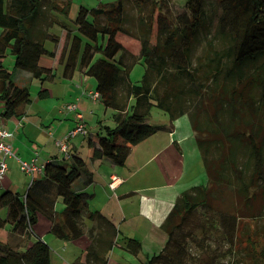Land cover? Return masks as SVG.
I'll list each match as a JSON object with an SVG mask.
<instances>
[{"label":"trees","instance_id":"16d2710c","mask_svg":"<svg viewBox=\"0 0 264 264\" xmlns=\"http://www.w3.org/2000/svg\"><path fill=\"white\" fill-rule=\"evenodd\" d=\"M171 2L132 0L139 13L140 33L129 39L133 35L125 26L126 0L81 5L72 19L74 32L53 17L45 23V31L38 29L42 18L47 20L48 10L69 15L71 0L65 6L56 0H0L2 116L19 117L31 101L30 88L17 85L5 67L7 53L13 56L15 68L31 72L41 82L51 80L52 68L41 66L40 59L55 56L44 43L58 41L47 33L52 22L58 23L69 42L60 56L63 77H71L77 69L93 77L103 107L113 111V125H102L100 133L88 132L87 156L91 160L125 165L133 146L165 129L147 120L154 105L172 121L188 114L208 181L233 187L244 204L260 197L263 211L264 0H183L184 11L176 16L169 13ZM212 16L216 23L211 33ZM203 37H208L205 60L194 63L195 49ZM134 40L140 44L138 58L127 49L136 45ZM137 63L144 66V73L133 83L130 72ZM46 94V88L39 89L40 98ZM69 152V157L45 162L41 180L34 179L22 195L0 191V228L8 225V231L30 238L41 212L50 220L53 235L71 240L84 234L86 219L94 221L98 230L112 233L108 247L112 248L118 230L100 211L88 208L83 193L72 189L84 171L85 159L71 149ZM40 181L46 182L43 194ZM50 186L65 205L60 213L47 196ZM211 187L193 186L181 193L162 223L166 243L145 264H179L183 260L192 236L184 224L198 207L211 206ZM223 219L228 221L224 215ZM234 225L235 216L229 220L230 228ZM124 240L128 253L141 251L138 239ZM247 244L255 256L253 263L264 264V245L256 248L251 238ZM93 255L98 259V253ZM50 258L49 245L40 237L24 249L0 241V264H50Z\"/></svg>","mask_w":264,"mask_h":264},{"label":"crops","instance_id":"0c3cea01","mask_svg":"<svg viewBox=\"0 0 264 264\" xmlns=\"http://www.w3.org/2000/svg\"><path fill=\"white\" fill-rule=\"evenodd\" d=\"M52 12L63 16V14L60 12ZM70 14L71 12L69 13V16L72 17V14ZM65 17L63 20L60 19V21H57L58 23L64 22L68 27ZM58 25L59 27H62L60 24ZM39 26L40 27L38 29L40 32L41 30L45 31V25L41 26L39 24ZM49 27L51 26H48V28ZM52 29L53 28L49 30V34L52 32ZM63 30L66 31L65 29ZM44 46L50 51H55V56L53 58L43 55L40 59L41 66L52 68L54 77L51 80L41 82L40 80L34 78L31 72L15 68L14 59L11 60V64H9V66L5 65V67L12 72L13 80L17 85L28 87L29 84H33V80H37L39 89H47V96L45 98H40L38 96L39 90L35 96L31 95V101L25 106L23 113L17 118H4L2 116L3 103L0 101V126L11 131L12 135L9 137V141L12 145V150L15 156L19 159L27 161L36 158L35 161L38 164H44L50 159L62 158L61 153L55 144V140L62 137L67 131L76 126L79 121H82L85 124L89 133L90 130H93L91 131L93 134L100 133L102 125H113L112 119L111 121H108L107 119L109 116L105 118L106 120L99 117L93 118L94 114H106L107 109L103 107L100 100L93 101L89 97V91L92 89L95 90V83L91 85L92 82L90 76L85 75L82 71L77 69L71 77H63L64 67L60 62L62 50L57 54L56 44L48 39L45 41ZM8 55L10 54L7 53L6 57ZM50 98H55L57 101L49 103ZM71 102H74L77 105V109L75 111L66 109V105ZM77 113H80L82 118L77 117ZM90 124L93 126L92 129H90ZM164 130H167L169 134L157 135L156 132V135L153 134L155 135V139H146L145 142H148V146L153 148V154L151 153L147 155L144 153L145 151L143 149H139L140 154L137 156L138 162L135 164V167H124L125 165H123L121 166L122 168H119L118 165H115L106 159L91 160L87 156V136L89 133L84 136L78 135L70 141V149L72 153L78 154L85 159L84 171L82 172L79 179H77L72 184V189L76 192L83 193L90 210L100 211L102 215H104L114 224L115 229L118 230L115 240H124L125 237H129L130 235L132 236V230L137 231L136 229H132L127 230L126 232L124 230V225L130 224V222L136 219L137 216L141 215V208L139 207L141 206V203H139V200L136 202L133 200L140 196V191H150L151 193L147 195V197L151 198L154 196L152 190L157 189V187L153 189V187L149 186L141 190L138 188V184L133 183L131 180L133 177L137 176L138 173L142 174L141 172L145 169L148 170L145 175L151 177L156 170L164 169L166 164L169 162V154L165 158H159L163 153H169L171 143L170 138H174L176 133L174 131L173 124L165 126V129L160 131L163 132ZM179 139L180 138L172 140V144L180 145L182 139ZM134 150L135 147L132 148L128 158L133 155L132 153ZM180 151H182L181 148ZM143 155L146 157L144 158ZM200 158L202 161L201 153ZM157 160H159V162ZM7 163L8 170L5 174V177L0 181V191L10 190L22 195L28 188V180H31L32 178L30 175L21 171L19 162L15 158L8 159ZM172 169L176 170V166L174 165ZM173 177L175 179L172 181L176 182L173 184L171 182L169 187H175L181 182L179 175L176 173H174ZM40 178L41 174L38 173L34 177V179L41 180ZM111 182H113V186H115V188L109 186ZM39 183L43 184V186L40 187V192L43 194L42 188L44 185H46V182L40 181ZM183 187H185V185ZM50 188L51 190H49L47 196L53 200L54 209L60 213L65 208V205L61 201L60 197L56 195L55 188L53 186H50ZM182 192L183 190H181L179 196ZM179 196H177L175 200H172L170 197L160 200H156L155 198L152 199V202L158 205L157 210L159 211L158 214L153 215L154 220H152L149 225L151 230L150 234L158 235L160 238L161 248L164 246L167 240V233L164 231L162 223L165 221L168 213L172 209ZM1 214L3 216L5 215V209L1 210ZM40 217L47 221V223L44 225L45 233L52 234L50 232V220L41 212L38 213L37 220ZM84 222L85 232L81 237L78 239L64 240L66 242L76 243L84 250V252L79 255L71 264L119 263L116 260L108 258V254H111L112 249L115 247L123 249L124 245H121L118 241L116 242L114 240V243L116 244H113L112 248H108L110 242L113 240L111 239L112 236L110 237L112 233L110 232L107 234L103 230H98L97 224L94 221L84 219ZM138 222L140 221H135V227L142 229V224ZM0 230H2L3 233V235L2 233L0 234V241H8L10 245L16 248L18 247L19 249L28 247L37 237H40L42 240L45 239V236L42 234V232L35 230L33 227V234L30 235V238H25V242L22 241L23 243L19 244L17 239L20 240L21 236L17 233L11 232L10 230L8 231V225L0 228ZM138 235L140 236V234ZM146 235L148 236L149 234ZM33 236L34 240H32ZM53 236L58 238L55 235ZM131 236L130 238H136L141 242L142 248L138 253L140 255L143 250V240H141L139 236ZM120 242L123 243V241ZM153 243H155V241H153ZM93 252L98 253V259L94 258ZM130 255L133 257L136 256L132 254ZM141 256L144 258L142 264H145L147 262L148 255Z\"/></svg>","mask_w":264,"mask_h":264},{"label":"rangeland","instance_id":"374dc122","mask_svg":"<svg viewBox=\"0 0 264 264\" xmlns=\"http://www.w3.org/2000/svg\"><path fill=\"white\" fill-rule=\"evenodd\" d=\"M61 4L60 6H65L66 0H56ZM71 9L70 12L72 17L69 15L66 18V24L74 32L76 26L73 17L76 15L78 8L83 5L86 7H94L100 4V2H110L113 0H71ZM126 28L131 31L132 37L129 36V39L137 37L140 33L139 29V13L134 7L132 0H126ZM184 11V2L183 0H172L169 5V13L172 16H176L179 13ZM70 14V15H71ZM58 15L50 10L47 11V20L39 22L41 26L46 25L48 20L52 17L58 21L63 20L64 17ZM70 17V18H69ZM53 23V22H52ZM47 28V33L51 28L52 32L50 34L58 39L56 44V53L65 49L68 46V40L66 39V31L62 27H59L57 23ZM215 20L213 16L211 17L210 23L208 24V29L211 33L214 31ZM49 34V33H48ZM133 41V40H132ZM136 40H134L135 42ZM208 37H203L198 43L195 49L194 63H198L205 60V48L207 47ZM136 45L130 44L128 50L131 52L135 58L139 56L140 44L138 40L135 43ZM62 52V51H61ZM127 54V53H126ZM199 56V57H198ZM118 57V56H117ZM13 59L12 55H8L5 58V65L9 66L11 60ZM9 68V67H8ZM202 70V68H199ZM144 73V66L141 63L135 64L130 72V79L133 83L139 82ZM91 82L95 83L93 77H90ZM28 87L31 90V95L35 96L39 90L37 80H33V84H29ZM93 90V89H92ZM31 96V97H32ZM57 101L55 98H50L49 103ZM195 101L192 100L191 104H194ZM98 113V112H97ZM113 113L112 110H107L106 114L93 115V118L107 119L111 121L110 114ZM106 116V117H105ZM106 120V119H105ZM153 125H164L169 126L174 125V131L176 133L174 138L171 139L169 153H163L161 158L167 157L169 154V162L166 164L164 169L156 170L153 175L147 176L145 173L147 169L143 170L140 174L132 178V182L138 184L139 189H144L146 187H157V189L152 190L154 196L147 197L151 192L150 191H140L137 198L133 199L134 202L139 200L141 203V215L137 216L136 219L130 222V224L124 225V230L136 229L137 231L132 230V236H139L143 240V250L142 253L136 255L135 257L131 256L124 248L115 247L112 249L111 254H108V258L116 260L122 264H142L144 258L141 255H148V258L154 254L158 255L159 250H161L160 238L158 235H152L149 225L152 220H154L153 215L158 214L157 210L158 205L152 202V199H165L170 197L172 200H175L179 196L181 190L186 191L192 186L205 185L207 187L211 186V198L210 204L211 208L198 207L194 213L187 218L184 227L186 231H191L192 236L189 237L188 242H186V250L184 251L183 260L179 264H231L235 262L243 264H254L253 261L255 256L253 252L248 247V239L251 238L254 241L255 247L258 248L259 245H264V210L262 199L259 197L257 199H252L247 204H244V200H240L237 196L236 190L233 187H226L223 185L212 184L211 181H208L207 175L205 173L204 165L200 158V149L195 139V133L192 129L190 117L188 114H183L175 120H170L169 114L161 109L157 108L156 105L152 106L150 114L147 119ZM93 126L90 124V129ZM93 130H90V132ZM169 133L167 130L163 132L158 131L157 135ZM156 135V134H155ZM155 135L145 138L135 146L133 155L126 160V166H134L138 162L137 156L140 154L139 149H143L147 155L153 154V148L148 146V142H145L146 139H155ZM177 138L182 139L180 145L172 144V140ZM132 147V148H133ZM131 148V150H132ZM180 148L182 151H180ZM144 158L146 157L143 155ZM159 162V160H157ZM176 166V170L172 169ZM122 168L121 166H118ZM148 168V167H147ZM144 173V174H143ZM174 173L179 175L181 182L175 187H169V184L175 183V178L173 177ZM145 178H144V177ZM148 179V180H147ZM31 180H28V187ZM164 184V185H163ZM167 186H166V185ZM185 185V187H183ZM251 195V194H250ZM153 203V204H152ZM252 213L253 215L251 216ZM223 215L228 219L227 222L224 221ZM235 216V225L230 228L229 220ZM135 221H140L138 223L142 224V229L135 227ZM45 223L47 221L40 217L37 220V223L33 226L35 230L42 232L45 236V240L51 249V262L50 264H62L68 263L71 264L79 255H81L84 250L80 245L73 242H66L64 240L55 238L50 233H45ZM135 227V228H134ZM148 227V228H147ZM120 229V228H118ZM158 231V230H157ZM2 230H0V234ZM146 234H149L148 236ZM3 235V233H2ZM131 236V235H130ZM129 236V237H130ZM131 236V237H132ZM16 238V237H15ZM34 240V236L32 238ZM25 242V237L17 239L19 244ZM120 241H123L120 242ZM155 241V243H153ZM119 244L124 245V240L119 239ZM236 242V246L234 244ZM65 247V248H64ZM176 264V263H175Z\"/></svg>","mask_w":264,"mask_h":264},{"label":"built area","instance_id":"2783aa9c","mask_svg":"<svg viewBox=\"0 0 264 264\" xmlns=\"http://www.w3.org/2000/svg\"><path fill=\"white\" fill-rule=\"evenodd\" d=\"M89 97L93 101L100 100V94L96 90L89 91ZM66 109L70 111H75L77 109V105L74 102H71L66 105ZM77 117L82 118V115L80 113L76 114ZM88 131L86 129L85 124L82 121H79L76 126H74L72 129L67 131L62 137L57 138L55 140V144L59 149V152L61 153L62 157H69L70 155V141L77 137L78 135H87ZM12 135L11 131L6 129L5 127L0 126V181L5 177V174L8 170V159L15 158L19 162V166L21 171L24 173L30 175L31 182L33 181L35 175L41 174L44 169V164H38L36 163V158L27 161L19 159L15 156L12 145L9 141V137ZM30 182V183H31ZM110 187L115 188L113 186V182L109 184Z\"/></svg>","mask_w":264,"mask_h":264}]
</instances>
